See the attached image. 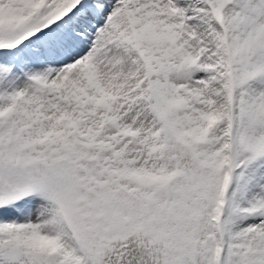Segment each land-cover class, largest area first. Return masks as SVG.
I'll use <instances>...</instances> for the list:
<instances>
[{
	"label": "snow or ice",
	"instance_id": "1",
	"mask_svg": "<svg viewBox=\"0 0 264 264\" xmlns=\"http://www.w3.org/2000/svg\"><path fill=\"white\" fill-rule=\"evenodd\" d=\"M0 264H264V0H0Z\"/></svg>",
	"mask_w": 264,
	"mask_h": 264
}]
</instances>
